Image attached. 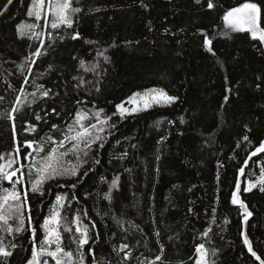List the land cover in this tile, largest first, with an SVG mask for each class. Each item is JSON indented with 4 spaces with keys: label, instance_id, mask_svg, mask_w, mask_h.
Wrapping results in <instances>:
<instances>
[{
    "label": "trees",
    "instance_id": "1",
    "mask_svg": "<svg viewBox=\"0 0 264 264\" xmlns=\"http://www.w3.org/2000/svg\"><path fill=\"white\" fill-rule=\"evenodd\" d=\"M246 2L260 6L264 27V0H75L82 11L72 27L53 29L43 42L21 36L18 29L32 19L27 15L31 0H0V155L12 153L19 141L20 155L29 164L25 156L31 149L25 150V142L40 141L45 134L61 139L80 108H102L114 125L102 133L103 147L94 144L82 157L79 175L48 181L44 196L29 188L37 242L43 238L38 225L55 197L66 194L70 207L62 215L71 221L79 210L89 225L92 239L84 247L85 264L94 259L121 264L124 253L114 248L123 243L132 251L124 264L154 259L160 245L166 264H195V247L202 242L214 264H260L244 244L242 210L231 203L239 169L264 141V45L248 32L227 28L224 21L228 11ZM76 33L79 37L73 39ZM205 34L215 55L204 44ZM36 51L44 54L35 57ZM81 61L86 68L99 67L88 71ZM33 81L50 90L49 97L40 98ZM21 88L36 92L37 99L23 104L21 97L23 110L13 113V130L6 113L18 106ZM152 88L177 99L121 118L116 105ZM37 114L44 119L36 121ZM29 124L36 125V132L27 130ZM50 147L45 145V153ZM262 167L264 153L248 168L242 197L253 213L249 237L264 259V192L259 186L244 190L249 181H257ZM115 176L119 188L109 201L104 194ZM4 187H10L8 182ZM117 219L124 223L118 225ZM30 227L26 221L23 233L0 232L13 253L0 264H27L33 247ZM209 228V236L203 237ZM68 238L64 233L66 250ZM11 244L17 246L12 249Z\"/></svg>",
    "mask_w": 264,
    "mask_h": 264
},
{
    "label": "snow or ice",
    "instance_id": "2",
    "mask_svg": "<svg viewBox=\"0 0 264 264\" xmlns=\"http://www.w3.org/2000/svg\"><path fill=\"white\" fill-rule=\"evenodd\" d=\"M12 0H8L11 3ZM199 2V0H197ZM209 8L214 5L209 2ZM82 9L73 6V0H31V7L29 8L28 17H34L36 20L47 19L51 16V28L57 29L61 26L72 27L74 23V16L81 12ZM226 27L232 31L248 32L253 39H258L261 43H264V27H261V8L257 3L246 2L241 6L232 8L224 16ZM47 26V24L45 25ZM40 25L35 23H21L18 25V29L21 36L29 33H34L36 28ZM37 37L40 33H34ZM79 37V33L73 36V39ZM204 44L207 46V50L213 55L215 53L212 49V40L208 39L205 34ZM106 51V50H105ZM44 53L40 51L34 52L32 55L40 57ZM100 56H104V53H98ZM31 60V57L28 58ZM104 60L108 61L109 57L104 56ZM35 64V60L31 61ZM80 67L85 68L88 71H95L96 67H99L97 63L91 68H86L85 62H80ZM23 71V66L21 65ZM51 70V69H50ZM83 84L84 81L80 77H74ZM28 83L27 79L24 81ZM33 85L36 91L40 92V98L49 97L50 90L43 89V85H36L33 81ZM79 86V85H78ZM99 91V88L96 89ZM20 97L17 98L15 108L11 109V112L6 113L7 118L13 121V130H15V116L13 113L23 110V104L36 103V92L26 93L23 88L20 90ZM228 91H231L229 89ZM28 96L32 99L29 101ZM23 98V104L21 102ZM4 98L0 97V101ZM177 97L170 96L163 89H148L143 93L137 92L133 96L129 97L128 103L136 105L131 109L126 108L124 104L116 105L117 113L124 117L125 114H132L138 110H146L153 105L171 104L175 102ZM227 99V97H226ZM77 103H81L77 101ZM55 112V109L52 110ZM113 113V115L117 114ZM44 119L39 114L35 115L36 121ZM95 121L92 123L91 121ZM111 116H107L104 113V109L96 110L95 112L86 111L83 108L78 109L71 123H68L66 128L62 130V138L59 140L54 139L51 135L45 134V137L40 140L26 141L24 144L25 150L31 149L27 152L25 159L29 160L28 172H24L25 165L20 162L18 157L21 153L20 142L17 141L14 151L12 153H5L0 155V232L12 235L14 233H23L26 231V221L31 226V239L33 247L31 249V259L27 264H49L45 257L51 258L54 264H85V245H89V241L92 239L89 232V225L83 222L81 212L78 210L74 218L69 221L66 215H62V212L66 207H70L69 197L65 195H57L55 197V204L49 208V212L43 223L38 227L43 232V238L37 242V226H32L31 205L28 203L29 189L27 187H21L24 185V177L27 174L29 177L34 175V179H31L30 191L33 194L45 195L44 185L52 180L61 176L79 175V169L84 163L82 157H87L89 151L94 144H99V147H103V141L105 137L102 135L106 131V126L109 125ZM183 123V117L180 118ZM159 124V122H157ZM52 129L59 130L60 126L53 124ZM30 132H36V125L29 124L27 129ZM244 140H249L247 135L244 136ZM51 145L49 150L45 153V145ZM44 153V155H40ZM258 153H264V141L260 142L259 146L248 157L251 160L252 157L257 156ZM35 154V156H34ZM71 155L75 158L76 163H72L67 157ZM126 155V153L124 154ZM39 156V159L36 157ZM94 163H99V160H95ZM19 164V167L16 165ZM247 167V161L245 162ZM240 174L243 176L245 168L239 169ZM87 175V172L84 173ZM104 177H101V181L105 182ZM119 176H115L110 184L109 191L104 194V198L111 201L112 190L119 188ZM8 182L10 187H4V183ZM259 186V191L264 192V167L261 168V175L258 177L255 183L249 181L247 188L244 190L251 192L254 188ZM76 185L73 184L72 188ZM240 184L236 183L235 191L231 193V203L233 205H239L242 209V215L244 218V224L247 225L248 219L253 215L249 211L247 204L240 198ZM75 199V197H72ZM83 216H87V211H83ZM227 222V221H226ZM116 223L122 225L124 222L117 219ZM92 229H95V223H92ZM211 232V228L208 231L202 233L203 237H208ZM64 233L69 234L68 248L66 250L64 244ZM159 236V233H156ZM96 238H99V232L95 234ZM3 236H0V260H7L12 256V251L9 250V246L3 243ZM244 244L247 246L248 252L253 257L264 264V259L257 255V252L253 250L252 242L249 240L246 233H244ZM74 245L75 247H72ZM17 245L11 244L10 247L14 249ZM130 245L127 243L121 244L118 248H114L117 254L123 252L121 264L128 261L132 257V251L129 250ZM89 252L95 257V252L89 248ZM197 259L195 264H214L209 259V249L205 246V243H200L195 247ZM214 255V252L212 253ZM93 264H97L95 259ZM142 264H166L164 260V246L160 245L159 254L155 255L152 260L145 259Z\"/></svg>",
    "mask_w": 264,
    "mask_h": 264
},
{
    "label": "rangeland",
    "instance_id": "3",
    "mask_svg": "<svg viewBox=\"0 0 264 264\" xmlns=\"http://www.w3.org/2000/svg\"><path fill=\"white\" fill-rule=\"evenodd\" d=\"M74 1H75V0H73V6L75 7V5H74ZM46 3H47V0H46ZM30 18H32V19H30V20H25V21H23V22H21V23H35V24L40 25V27H38V28H36V29L34 30V33H40V35L37 37L34 33H29V34H26V35H24V36H31V35H33V36H35V37H37V38H40L43 42L46 41L47 38H50V37L52 36V34H53V31H52V30H53V29H52L51 26H50V24H51V16H48L47 19H41V20H36L34 17H30ZM74 18H75V16H74ZM21 23H20V24H21ZM46 24H47V26H45ZM61 27H63V26H61ZM61 27H59V28H61ZM65 27H66V26H65ZM57 29H58V28H57ZM152 89H154V88H152ZM144 92H145V91H144ZM140 93H143V92H140ZM132 96H133V95H132ZM128 100H129V99H128ZM128 100H127L126 102L123 103L124 106H125L126 108L131 109L132 107H136V105L128 103ZM150 108H151V107H150ZM148 109H149V108H148ZM88 111H89V112H95V110H88ZM142 111H144V110H138V111H136V112H133L132 114L139 113V112H142ZM30 151H31V150H30ZM40 155H44V154L41 153ZM34 156H35V154H34ZM36 158L39 159V156H37ZM18 159L20 160L21 163H23V164L25 165L24 172L27 173V172H28V167H27L28 164H25V162H24V160L22 159L21 155L18 157ZM67 159H68V160H71L72 163H76L75 158L72 157L71 155H69V156L67 157ZM16 167H19V164H17ZM31 179H34V175H33L32 177H29V176L26 174L25 177H24V181H25V183H24V185H22L21 187H27L28 189L31 188ZM29 182H30V185L28 184ZM44 259H47L48 262H49V264H54V261H53L51 258L45 257Z\"/></svg>",
    "mask_w": 264,
    "mask_h": 264
},
{
    "label": "water",
    "instance_id": "4",
    "mask_svg": "<svg viewBox=\"0 0 264 264\" xmlns=\"http://www.w3.org/2000/svg\"><path fill=\"white\" fill-rule=\"evenodd\" d=\"M236 8V7H235ZM262 27V26H261ZM263 45H264V43H263ZM254 151V150H253ZM252 151V152H253ZM251 152V153H252ZM251 153H250V155H251ZM263 153H258L257 154V156H255V157H252L251 158V160H249L248 158H247V167H245V163H244V165H243V167L245 168V172H244V175L242 176L240 173H239V177H238V182L237 183H239L240 184V193H239V195H240V198L243 200V197H242V191H243V186H244V179H245V175H246V172H247V170H248V168L250 167V165H251V163L253 162V160L254 159H256V158H258V157H260L261 155H262ZM249 155V156H250ZM248 156V157H249ZM244 201V200H243ZM245 202V201H244ZM246 203V202H245ZM238 207H239V205H237ZM249 209V208H248ZM242 210V209H241ZM250 211V210H249ZM251 218H252V216L248 219V222H247V225H245L244 224V230H243V237H244V233H246L247 234V236H248V238H249V240L252 242V240H251V238L249 237V234H248V226H249V222H250V220H251ZM243 222H244V220H243ZM252 245H253V242H252ZM253 250H254V247H253ZM255 251V250H254ZM250 253V252H249ZM251 254V253H250ZM257 255H259L258 253H257ZM255 258V257H254ZM256 259V258H255ZM262 259V258H261ZM258 261V260H257ZM259 262V261H258ZM260 263V262H259Z\"/></svg>",
    "mask_w": 264,
    "mask_h": 264
}]
</instances>
